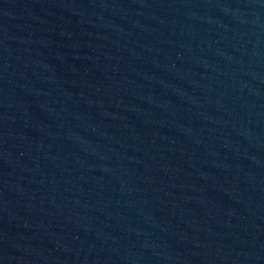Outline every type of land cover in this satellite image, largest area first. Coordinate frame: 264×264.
Wrapping results in <instances>:
<instances>
[{
    "label": "water",
    "instance_id": "obj_1",
    "mask_svg": "<svg viewBox=\"0 0 264 264\" xmlns=\"http://www.w3.org/2000/svg\"><path fill=\"white\" fill-rule=\"evenodd\" d=\"M0 264H264V0H0Z\"/></svg>",
    "mask_w": 264,
    "mask_h": 264
}]
</instances>
